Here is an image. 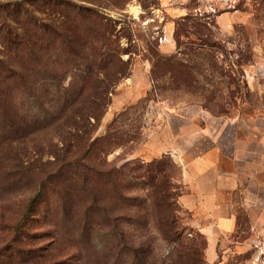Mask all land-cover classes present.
Instances as JSON below:
<instances>
[{
    "label": "rangeland",
    "instance_id": "obj_1",
    "mask_svg": "<svg viewBox=\"0 0 264 264\" xmlns=\"http://www.w3.org/2000/svg\"><path fill=\"white\" fill-rule=\"evenodd\" d=\"M74 1L111 18L113 27L128 37L114 31L104 40L95 38L89 28L83 31L80 51L91 62L92 77L82 81L77 74L84 65L74 69L58 58V66L56 56L51 60L50 52L43 51L47 64L58 70L57 78L48 82L62 85V95H56L52 85L42 87L41 79L35 78L40 102L28 115L17 114L16 123L23 129L0 139V165L49 170L57 154L68 157L100 136L102 141L91 151L94 164L108 170L121 168L113 170V180L100 184L102 208L109 218L121 220L119 227L131 245L151 247L155 264H182V253L188 249L197 252L194 264H264V230L254 226L256 219L240 203L239 227L228 237V245L237 247L225 251L220 246L217 260L207 261L206 239L197 225L194 201L187 199L178 153L193 155L209 144L199 131L210 114L235 113L247 120L264 116V0ZM118 45L131 52L116 54ZM148 46L162 60L172 57L184 68L170 73L155 67L157 58ZM3 50L0 44V57ZM104 51L111 54L108 70L101 64ZM120 59L127 61V70L118 78L109 72L115 70L112 65L120 67ZM14 106L9 104V109ZM48 110L55 115L45 117ZM149 164L153 169L161 164L171 183L168 199H159L158 206L143 175ZM116 189L123 193L122 199L113 195ZM32 192L33 188L0 191V217L13 214ZM48 194H43L44 203L34 212L47 207ZM165 209L173 219L168 235ZM105 220L107 225L112 222ZM80 250L94 262L92 249Z\"/></svg>",
    "mask_w": 264,
    "mask_h": 264
},
{
    "label": "trees",
    "instance_id": "obj_2",
    "mask_svg": "<svg viewBox=\"0 0 264 264\" xmlns=\"http://www.w3.org/2000/svg\"><path fill=\"white\" fill-rule=\"evenodd\" d=\"M39 12L47 13V16H41ZM88 20H95L96 24L91 25ZM111 20L74 0L0 1V44L4 47L0 57V139L23 129L16 123L17 114L28 115L40 102L37 86L34 85L36 77L41 79L42 87L52 85L56 95H62V85L48 82L57 78L55 71L58 70L47 64L43 51L50 52V59L56 56L54 60L58 61V66L61 65L58 58L65 62V66L74 69L81 63L85 68H81L77 77L81 81L91 79V62L80 51L84 46L82 32L89 28L97 35L95 38L102 37L104 40L114 31L127 36L121 29L116 30ZM118 46V55L131 52L128 47ZM148 49L157 58L155 67L170 73L184 68L172 57L162 60L156 49L151 46ZM103 54L101 64L104 70H108L111 54L108 51ZM121 62L120 67L112 65L115 70L109 73L118 75V78L124 76L127 61ZM9 104L16 105L15 109H9ZM55 114L50 110L44 112V116L49 115V118ZM89 115L95 119L98 117L95 113ZM34 120H37L35 115ZM101 141L102 137L95 136L84 150L79 149L68 157L57 154L54 167L49 170L38 168L34 172L20 164L0 165V191L33 188L31 195L17 205L13 214L0 217V229L4 231L0 237V264L156 263L152 261L151 247L131 245L125 230L119 227L121 220L109 218L102 208L100 184L113 180V170L118 172L121 168L108 170L94 164L91 151ZM151 164L143 175L148 180L149 196L158 206L159 199L162 202L168 199L167 190L171 183L161 164L154 169ZM46 191L50 195L46 200L47 207L41 213L34 212L40 210ZM113 195L121 199L124 197L117 189ZM165 210L162 213L167 226L164 234L168 235L172 232L173 219L169 210ZM105 218L112 221L111 224L107 225ZM89 248L97 259H92L94 262L80 250ZM77 255L79 258H76ZM196 257V250L188 249L182 253V264H194Z\"/></svg>",
    "mask_w": 264,
    "mask_h": 264
},
{
    "label": "crops",
    "instance_id": "obj_3",
    "mask_svg": "<svg viewBox=\"0 0 264 264\" xmlns=\"http://www.w3.org/2000/svg\"><path fill=\"white\" fill-rule=\"evenodd\" d=\"M256 116L210 114L199 131L209 144L193 155L178 151L187 199L194 201L211 263L220 246L225 251L237 247L228 245V237L239 227V203L256 219L254 226L264 230V116Z\"/></svg>",
    "mask_w": 264,
    "mask_h": 264
}]
</instances>
